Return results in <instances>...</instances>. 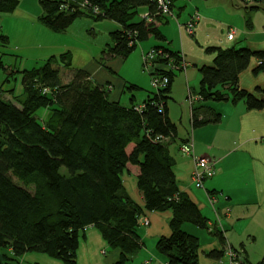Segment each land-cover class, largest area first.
I'll return each mask as SVG.
<instances>
[{
	"label": "trees",
	"instance_id": "trees-1",
	"mask_svg": "<svg viewBox=\"0 0 264 264\" xmlns=\"http://www.w3.org/2000/svg\"><path fill=\"white\" fill-rule=\"evenodd\" d=\"M18 3L0 0V16L14 12ZM39 4V21L56 33L79 17L116 23L101 61L125 59L149 39L159 42L147 52L153 57L143 65H150L151 80L166 78L167 83L146 92L141 103L136 104L132 95L129 105L122 106L111 101L107 88L95 84L88 72L73 67L67 51L29 70H16L22 93L15 95L14 89L0 85V264H19L18 258L27 252L76 264L79 240L89 228H96L107 245L119 251L113 264H128L143 245L138 234L141 218L166 211L171 212L170 234L157 239V253L168 264H198L199 239L182 227L186 223L209 227L198 206L180 191L168 148L177 129L167 102L174 78L187 62L168 47L160 30L167 16L153 0H39ZM172 5L171 0V13ZM141 8L147 12L143 16ZM246 28L252 29L250 19ZM6 43L8 37L0 30V44ZM205 51L214 54L212 62L198 67V90L188 88L192 129L220 122L221 114L209 103L242 101L249 111L264 108V88L249 92L239 85L253 59L252 74L264 73V50L230 45ZM7 70L0 57V73ZM124 88L131 94L140 89L133 84ZM40 109L49 111L42 121L36 117ZM124 174L135 175L142 204L128 195ZM215 231L212 235L222 241V232ZM222 253L212 249L206 255ZM256 264H264V257Z\"/></svg>",
	"mask_w": 264,
	"mask_h": 264
},
{
	"label": "crops",
	"instance_id": "crops-1",
	"mask_svg": "<svg viewBox=\"0 0 264 264\" xmlns=\"http://www.w3.org/2000/svg\"><path fill=\"white\" fill-rule=\"evenodd\" d=\"M198 1L199 2L196 3L201 8L208 11L223 7L221 0ZM172 2V14L170 19L173 20L174 23L170 24L168 21L170 19L167 17V23L161 26L160 30L169 43L168 47L175 52H179L187 62V67L182 71V74H184L188 90V88L191 89L190 85H194L196 80L199 83L200 77L198 67L204 64H211L212 62L214 54L207 53L205 48L211 46L228 47L230 45H236V43H238L236 40L240 32L232 26H226L225 31H219L217 27L212 25V23L216 21L204 18L211 15L206 12V16L201 15L200 10L197 7L193 8L191 15L186 19H181L180 17V13L183 11V8H180L176 18H173L175 15V0H172ZM18 13L19 12L14 11L9 14V17L15 26L19 20L22 19L30 20L33 24L37 23L35 20H38V22L42 24L39 21L41 15L36 19H29L25 17V15L19 16ZM146 13V10L142 9L140 14L143 16ZM194 14L199 16V20L196 22L193 33L188 34L184 27ZM4 22L5 21L1 18V31V23L3 24ZM110 22L114 23L112 21ZM114 25L117 24L114 23ZM172 25L174 27L173 34L168 32L169 27ZM116 28L117 26H115V29ZM229 29L235 30L233 41H227L226 34ZM5 35L8 37L7 34ZM142 44L144 43H141L140 45ZM248 44H250V46L252 45V49H264L262 48L264 47V42L261 41H257L255 43L251 41L248 42ZM38 46L41 45L38 44ZM152 47H149L148 49L142 48L141 55L148 52ZM60 48H58V50ZM43 49L44 53L42 57L38 58L40 62L45 61L50 56H58L67 52L66 50L61 53L58 51H53L52 53V50H55L56 48L45 43L43 45ZM46 52L49 53V55H44ZM101 59L103 58L101 57L99 60ZM114 59L115 58L107 60V66L104 67L97 64H91L88 69H85L83 67L72 65L75 68H81L88 72L90 78L95 84L107 88L109 99L111 101L120 102L121 94L126 82H118L113 77L112 69L114 66L118 65L119 62H121H118L117 60V63H114L113 65L112 61ZM253 61L256 60H251L249 68L241 73L239 77L240 87L249 92H254L258 87L264 88V73L254 76L251 72L254 66V64H252ZM29 69L31 68L19 67V70ZM11 72H13L12 74L16 73L14 70H11L9 73L11 74ZM210 106L221 114V120L218 124H210L194 130L191 129L190 134L187 137L192 143L193 156H185L181 154L179 151V143L176 146V150L179 152V155H172V151L174 150L173 147L169 148V153L175 160L174 174L180 191L187 194L189 198L198 206L203 216L207 218V226L209 227L208 232L210 234H212L211 232L215 230L222 232L223 240H219L221 247L212 243L208 246V250L204 252V257L208 259H218V264H224L222 257L225 256L228 261L227 256L225 255V252L228 249L241 253V256L247 260V257H245V251H243V249L233 247V245L228 242V236H231L236 232H239L240 234L245 231L247 233L250 231H260L264 233V143L262 142V139H264V108L261 110L249 111L246 109V106L242 101H238L236 103H212ZM47 113L49 114V111H47ZM170 114L171 113L168 109L169 117ZM188 114L190 122V107L188 109ZM187 137H185V139H187ZM185 139H181V141ZM193 157L207 158L215 162L216 174L214 178L207 181L203 185V195L207 200H204V198L199 199V195L194 193L192 190L193 184L191 182V174L194 169ZM122 179L125 189L127 185H132L133 183L136 195L135 199L133 197V200L142 204V197L135 184V175L124 174ZM210 198H213L214 201V207L211 210V212L213 211L211 213L212 219H209V217L203 213L207 209L206 201L210 202ZM170 218L171 212L169 211L161 213L149 212L139 221V227H143L144 229L138 232L143 245L137 253L138 256L140 255L144 259L148 257V259H145V264H159L165 262L164 258L157 253L155 244L159 237L168 236L170 234L168 226ZM144 219L148 220V226L144 225ZM186 224L183 225L182 229L186 233L196 236L194 235L195 233L186 226ZM228 227H230V230H228ZM87 231L90 232V230ZM226 232H228V235ZM94 237L95 236L92 232H90V240L94 239ZM87 243L88 236L85 234L83 246ZM150 248H153L154 251H152V249L150 250ZM212 249L222 250L223 253L219 257L207 256L206 252ZM137 253L132 255L131 260ZM135 258H137V256ZM245 262L247 264V261ZM201 264H216V262L202 261Z\"/></svg>",
	"mask_w": 264,
	"mask_h": 264
},
{
	"label": "rangeland",
	"instance_id": "rangeland-1",
	"mask_svg": "<svg viewBox=\"0 0 264 264\" xmlns=\"http://www.w3.org/2000/svg\"><path fill=\"white\" fill-rule=\"evenodd\" d=\"M196 2L199 1L175 0V15L173 18H176L179 9L183 8V11L180 13V17L181 19H186L191 15L193 8L197 7L200 10L201 15L206 16L208 13L211 15L204 18L216 21L213 22L212 25L217 27L219 31H225L226 26H232L238 29L240 34L237 37L236 42L238 43H236V46L249 47L250 44H248V42H264V0H253V2L247 4H245L243 0H221L223 7H220V9H211L209 11L201 8ZM252 7L258 8L250 9ZM141 9L144 10V8ZM15 11L19 12V16L25 15V17L29 19H36L42 15V8L39 4V0H19L18 7ZM205 12L207 14H205ZM9 16V14H1L0 16V19L2 18L5 21L3 24L1 23L2 31L9 37L8 43L4 45L0 44V57H2L5 66L8 68L7 71L0 73V85L4 84V90L14 89L15 95L22 93L20 75L14 73L8 76L10 74L9 72L11 70L16 72L17 69L19 70V67L32 68L40 65L38 58L42 57L44 53V43L56 48L55 50H52V53L53 51H58L59 53L66 50L70 51L72 54V64L75 66L83 67L85 69H88L91 64H97L102 67L107 66L108 62L105 60L101 61L99 59L102 57V50L106 48V45L111 44L110 33L115 30V26L118 28V25H114V23H111L108 20L94 21L91 17H79L75 19V21H73V23H71L65 31L55 33L46 28V26L40 24L38 20H35L37 23L33 24L30 20L22 19L19 20L15 26ZM170 18L171 17H169V19ZM247 19L251 20L252 29L246 28ZM168 21L170 24L174 23L171 19ZM173 28V25L169 27L168 32L173 34ZM141 43L144 44L140 45ZM141 43H138L136 49L127 58H115L112 61L113 65L114 63H117V60L118 62L121 61L112 69V75L115 80L118 82L125 81L126 85L133 84L140 88L132 94L127 90V88H124L120 100V104L122 106L129 105V98L132 95L135 96V103L139 104L144 99L146 92L155 91L152 88V80L149 75L151 67L149 64L143 65V56L147 52L141 55V49H148L149 47L159 45L160 43L154 39H149ZM38 44L41 46H38ZM58 48L60 49L58 50ZM44 55H49V53L46 52ZM255 63L256 61L252 62L254 65ZM6 77L9 78V82L4 83ZM194 83L195 84L190 85V87L191 89L197 91L199 83L197 80ZM167 107L171 113L170 119L176 125L177 129V136L169 142L168 148L173 147L174 150L172 151V155L178 156L179 152L176 150L177 144H180V140L185 139V137L190 134L192 129L188 114V90L184 74H182V72L177 73L174 78L171 88V99L168 100ZM47 111L46 109L38 110L36 112V117L39 120H45L47 115H49ZM62 171L64 172V170ZM213 178L206 179L203 182V185ZM126 189L128 195L132 199L133 197L135 199L136 195L133 183L132 185H127ZM203 189L204 188L197 189L194 185L192 187L194 193L199 195V199L204 198V200H207L203 195ZM210 204L211 203L209 201H206L207 209L203 213L207 215L209 219H212L211 213L213 211L211 212V210L214 207V204ZM186 226L191 229L195 233L194 235H196L199 239L200 251L198 264H201L202 261L216 262V264H218V259H208L204 257V252L208 250V246L212 243L221 247L219 239L210 234L206 229L198 228L190 223H187ZM143 229V227H139L138 232ZM87 230H90L95 237L90 240V232L87 231L84 233V235L86 234L88 236V243L84 246V238H80L79 246L76 252V264L115 263L119 256V251L111 249L96 228H89ZM228 230H230V227H228ZM226 233L228 235V232ZM228 237V242L231 243L233 247L238 249L240 248L245 251L247 264H256L264 257V233L260 231H250L247 233L245 231L240 234L239 232L233 233ZM151 249L154 251L153 248H150V250ZM136 256L137 258H135ZM145 259H148V257ZM145 259L140 255L138 256L137 253L133 256V259L129 262V264H145ZM222 261L224 264H228L225 256L222 257ZM18 262L19 264H65L60 260L50 258L46 254L38 252H27L18 258Z\"/></svg>",
	"mask_w": 264,
	"mask_h": 264
},
{
	"label": "built area",
	"instance_id": "built-area-1",
	"mask_svg": "<svg viewBox=\"0 0 264 264\" xmlns=\"http://www.w3.org/2000/svg\"><path fill=\"white\" fill-rule=\"evenodd\" d=\"M160 10V12L163 14V16H171V0H153ZM245 4L253 2V0H243ZM97 11V10H95ZM199 20V16L197 14H194L190 21L185 25V30L188 34H192L194 27L196 25V22ZM235 35L234 29H229L226 34L227 41H233ZM153 54L152 52L147 53L143 56V61H146L147 63L152 59ZM184 70L186 69V64L183 65ZM167 83V79L164 78L162 80L153 79L151 84L152 88H158L160 86H164ZM264 142V139H263ZM179 151L181 154L185 156H193V147L190 140H188L186 143L182 144L179 147ZM194 161V169L191 174V182L194 185L195 188L201 189L203 188V182L206 179H211L216 174L215 169V162L212 160H209L207 158H196L193 157ZM210 202L213 205L214 201L213 198H210ZM144 225L148 226V220L144 219ZM225 255L228 259V264H245V262L242 259V256L240 253L233 251L231 249H228L225 252ZM159 264H168L167 262L159 263Z\"/></svg>",
	"mask_w": 264,
	"mask_h": 264
}]
</instances>
